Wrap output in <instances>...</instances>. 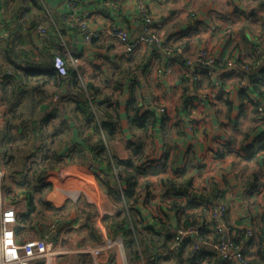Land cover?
Returning a JSON list of instances; mask_svg holds the SVG:
<instances>
[{"label":"crops","instance_id":"obj_1","mask_svg":"<svg viewBox=\"0 0 264 264\" xmlns=\"http://www.w3.org/2000/svg\"><path fill=\"white\" fill-rule=\"evenodd\" d=\"M70 1L73 0H0L3 31L14 33L18 23L23 27L16 50L20 47L39 60L45 48L51 53H57L58 48L69 63V56L80 60L78 68L69 64L64 84H54L51 68H31L35 63L25 60L10 68L7 51L4 52L6 43L0 39V155L25 153L23 163L14 167L19 172L16 179L10 178L2 185L6 190L0 201V216L7 204L22 208L20 217L31 211L17 185L29 179L28 166L40 163L50 153V147L39 150L38 145L34 149L32 143L16 147L24 137L41 145L46 140L54 145L52 150L69 155L61 166L43 167L40 175L45 179L43 183L51 186L43 191L42 199L61 214L63 222L55 234L49 233V222H33L28 228L35 235L32 239L47 238L59 252L52 264H123L117 248L97 258L92 252L104 240L124 237L128 264H140V259L129 261V238L134 239L131 224L127 237L109 228L108 219L126 216V207L98 182L96 173L100 167L91 162L97 134L88 124L87 115L78 111L79 106L90 105L95 112L100 103L108 102L104 107L116 126L110 137L113 154L124 163L125 173L136 172L139 188L132 210L134 230L136 227L140 236L148 232L159 237V244L149 247L148 254L143 255L150 264H222L213 247H204V253L195 256L187 244L182 253L172 249L180 221H185L187 213L203 212L205 217L199 224L206 225L204 232L212 234L208 224L210 208L221 203L228 206L232 238H244L252 230L250 240H238L250 247L247 254L255 264H264V134L256 138L255 132L257 104L264 107V82L260 85L262 95L255 92L259 100L254 105L253 94H243L238 88L245 75L240 70L225 69L229 60L251 63L252 46L262 42L256 32L264 34V0H147L152 15L164 24L163 34L171 42L172 55L146 46L128 54L121 43L110 38L87 45L63 23L62 38L39 33V28L52 31L66 15L80 17L85 12L90 13L89 23L95 29L115 24L126 28L132 37L141 31L138 0H119L118 9L106 6L107 0H80L77 8H71ZM38 4L43 5V12L36 18L41 11ZM18 12H22V21L17 23ZM29 26L39 27L31 31ZM180 47L183 55L177 53ZM203 48L215 58L217 68L212 78L203 77L197 84L186 77L185 62L195 59ZM179 56L184 57V64ZM196 68L192 69L195 75ZM79 69L82 80L95 94L96 101L92 103L87 104L86 95L79 93L75 85L80 82ZM28 70L37 77L29 78ZM38 83L42 88H36ZM217 83L220 87L215 86ZM133 97L139 116L154 113L155 118L145 122L150 125L155 120L147 130L139 128L134 112L128 110ZM46 106L45 115L52 114L42 122L37 114ZM157 107H166L167 114L157 116ZM95 114L94 118L102 121L104 117ZM106 167L103 165L109 175ZM3 170L6 175L5 167ZM35 202L39 210V202ZM41 209L45 215L51 214L50 209ZM21 239L32 240L29 233H23Z\"/></svg>","mask_w":264,"mask_h":264},{"label":"built area","instance_id":"obj_2","mask_svg":"<svg viewBox=\"0 0 264 264\" xmlns=\"http://www.w3.org/2000/svg\"><path fill=\"white\" fill-rule=\"evenodd\" d=\"M80 0L70 1L69 5L71 8H77L79 6ZM117 1L119 0H107L106 6L118 9ZM137 6L139 9L141 31L136 37H132L130 32L119 25H110L106 28L95 29L89 23L90 13L85 12L83 16H68L62 18V23L69 26L72 30L76 31L79 37L87 45L94 43L98 39L110 38L119 43H121L128 54L135 53L141 47H151L155 45L158 47L161 53H166V55H172L173 50L171 47V42L168 41L166 36L163 34L164 24L161 20H158L152 15L150 8L148 7L147 0H138ZM60 22V23H61ZM55 23L54 27L59 32V26L62 25ZM39 33L43 34L46 29L39 28ZM6 37V33L3 28L0 27V38ZM178 54L183 55L184 49L180 47L177 51ZM251 59L257 60V65L264 63V45L258 43L251 48ZM70 62L75 68L80 65V60L69 56ZM70 63V64H71ZM72 65V66H73ZM257 65L252 68L247 62H237L235 60H229L226 63V70H240L241 73H250L252 70L257 68ZM70 66V65H69ZM170 66V64H169ZM186 66V77L192 79L194 83H199L200 79L203 77L212 78L214 75V69L216 72L217 61L215 58L209 54L207 49L203 48L195 56V59L188 58L185 62ZM194 66L197 72L192 70ZM53 71L56 75L62 78L69 77V67L68 61L64 59L61 55H57L54 59ZM171 73V68L168 69V74ZM78 80L84 83L82 80V71H78ZM260 79V78H259ZM248 80L243 78L241 82L238 83V88L240 91H246L247 94H253L252 99L254 101L259 100V96L255 93L254 88L248 84ZM216 87H220V84H215ZM255 93V94H254ZM92 102V99H89ZM168 112L166 107H157V116L166 115ZM257 114L259 116V127L255 130L257 136L264 133V107L262 104L257 106ZM99 134L105 140V149L107 156H109V164L113 169L116 178L117 177V159L111 157V149L106 141V132L99 125ZM3 166L0 161V201L2 198V182L4 178ZM96 177L103 179L105 174L98 170ZM120 195L126 207V214L132 217V210L126 205V197L124 189L121 185ZM4 204V203H3ZM25 211V209H24ZM228 214L227 204L221 203L218 207L210 208V222H208L209 227L212 229V234L204 235V227L206 225L197 224L187 228H180L173 243L172 249L178 251L182 243L186 239H191V249L195 254L201 255L204 253V247H213L214 252H216L221 259L222 264H255L251 261L247 255L250 247L248 245L234 244L232 235L233 231L229 224L226 223ZM19 222V208L7 204L2 210L0 216V264H36L38 262H44L45 264H52L53 258L59 252L55 251L53 247L49 244L47 238H37L28 240L23 243L18 242V233L16 226ZM131 224V230L133 232V237L136 239L134 233V226ZM49 229L50 234H55L57 232V221L46 224ZM216 233L222 237L221 241L213 244V234ZM254 236L252 230L247 231L246 240H250ZM124 238V237H123ZM123 238L104 240L101 245L94 249L92 254L95 258L99 257L102 252L110 251L115 248L119 249L122 257L123 264H128L127 261V241ZM140 264H150V261L141 255Z\"/></svg>","mask_w":264,"mask_h":264},{"label":"trees","instance_id":"obj_3","mask_svg":"<svg viewBox=\"0 0 264 264\" xmlns=\"http://www.w3.org/2000/svg\"><path fill=\"white\" fill-rule=\"evenodd\" d=\"M38 9L41 11L39 12V15L36 16V18L42 16L41 13L43 12V5L38 4ZM11 12L14 13V10H12ZM21 14H22V12H18L16 22L22 21L20 18ZM26 21H27L26 19H23L24 23H26ZM18 24H19V27H17V29L14 33L13 32L10 33L7 30L6 31L7 32L6 37L0 38L3 41H5L4 43H6V47H4V48H6V50L4 52L7 51L6 56L8 58V66L10 68L18 67L16 64L17 61L25 60V62H29V64L35 63V65H32L31 68H38V67H40L39 69H43L42 67H44V69L51 68L52 69L51 72H53L55 57L57 55H61L65 59L64 55L60 52V49H58V48L56 49L57 53H51V51L48 48H45V50L40 53V55L38 57L39 60L33 59L34 57L31 53H27L24 50H20V47L18 50H16V48L18 46H20V41H21V37H22L21 30L23 29L22 25L20 23H18ZM38 27L39 26H37L36 28L35 27L30 28V26H29V30H31V31L38 30ZM1 28H3V27H1ZM62 28L63 27L59 26V32L55 29V27L52 28V31L46 29V32L49 34L48 37L52 38L53 35H56V36H60L62 38V36L64 35V31L61 32ZM33 44L35 45L36 42L33 41ZM179 58H180L181 64H184V62H185L184 57L179 56ZM240 62H244V61H240ZM249 65L252 67L256 66L257 60L252 59L251 63ZM221 68H222V66H221ZM32 72H34V71L28 70L27 76L29 78L30 77H37V74L32 73ZM243 75H245L246 80L249 81L248 84L254 88V91L257 93L259 92V96L262 95L260 93V90H261L260 85L264 82V63H260L259 65H257V68L255 70H252L250 73H246V74L243 73ZM51 77H53V79H54V84H57V83L64 84L66 82L65 78H62L56 74L52 75ZM134 82L136 83L137 81H134ZM75 85L79 89V91H80L79 93H81V94L84 93L86 95L87 104H88V101L90 102V100H89L90 98L92 99V102L96 101L95 94L90 91L89 87L87 86V84L85 82L84 83L75 82ZM36 88H42V84L38 83ZM40 91H43V90L41 89ZM241 92L243 94H247L246 91L242 90ZM52 98H53V96H52ZM252 102L254 103V105H256L258 103L257 101H254L253 99H252ZM107 103L108 102L100 103V105H98V107H97V111H95L98 114L102 115V117H104V118H102V121H99V120L94 118V115L96 116V114L94 111L93 112L91 111L90 105L79 106L78 111H81L84 115H87L86 119H87L88 124L92 126L93 132H95L97 134V138H96L97 146H96V150L94 151V153L91 156V159H93L91 162L95 163V165H99L100 170L105 174V177L103 179L99 178L98 182L100 183L101 187H103V189L107 190V192L116 201L122 200V197L120 195V187H119V185H121L124 189V192H125L126 205L128 206V208H130V210H133L136 206V203H137L136 190L139 188L137 180H136V172H134L132 174L130 172L125 173L122 170L124 163H122V162L120 163V161L116 160L117 158L112 155L113 158H115V160L117 161V177H118V179L116 178L115 173L109 164L110 158H109V156H107V153H106L105 140L99 134V125H100L101 128L106 132V141H108V143H110L111 142L110 137H112L114 135V132L116 130L115 122L112 118V115L110 113H108L104 107V105ZM258 104H257V106H258ZM128 110H131L134 112L133 117L136 118V122L139 125V128L141 130H147L154 125L155 120H153V122L150 125H149V123L148 124L145 123L148 118L154 117V113L153 112H147V113H144L142 116H139L138 111H136V100L134 97L130 100V103L128 104ZM43 111L47 112L48 106L43 107L42 111H39V113L37 114L39 117V120H42V122H45V121H48L50 119L49 115H51L52 113L45 115V113ZM258 124H259V119H258ZM258 127H259V125H258ZM258 127H257V129H258ZM263 134L264 133H262L257 138L262 137ZM5 140H7V139H5ZM31 143L34 144V149L38 145H39V150H42L45 147H50V149H49L50 153L45 155L42 158L40 163L28 166L29 170H28V174L26 177H29V179L27 180L25 177L24 179H26V180L21 185H19V184L17 185V187L19 186V191L21 193L20 197L22 196V197L26 198L27 203H29L30 208H31V211L29 209L28 214H24L22 217L19 216V222H18V225L16 226L19 243L26 242V240L21 239V236L23 233L25 235L30 233L28 231L31 228V226L33 225V222L35 225L40 220H43V221H46L49 223L57 221V231L60 227V224L63 222V217L61 216V214L58 213V211L56 209H52L49 205L46 204L45 200L42 199V198H44V195L42 194L43 191L46 190V192H47L51 186L45 185L43 183V181L45 179L42 178L40 175H41V171L43 170V167L61 166V165H63V158H67V157L59 154L56 150H52V147L54 145L53 146L49 145L46 140H42V145H41L37 141H32L31 138H28V137H24L21 140L20 146L16 147V150L20 149V147H28V146H30ZM1 149H4V148H2V143H1ZM263 149H264V147H263ZM23 151H24V149L21 152H23ZM1 156H2V159L4 161L9 160L11 162L10 169L13 170V173L15 174V177H12L11 174L7 175V168H6V175L4 176L5 179L3 178V180H4L3 184L5 185L6 180H8L10 178L16 179V176L19 174V172L15 171L14 167L23 163V157H25V153H19L18 154L15 152L14 154L10 155L9 153L6 152V153H3ZM105 164H107L106 171L109 172V175H107L105 173V169L103 168V165H105ZM112 181H114V182H112ZM112 183H114V185H112ZM30 184L32 186H29V187L26 186V185H30ZM41 184H43V185H41ZM35 200H37L39 202V205L41 208L50 209L51 214L47 216V215H45V213L43 212V210L41 208L38 210V205L36 207L37 203L35 202ZM11 201H13L12 203H15L16 199H11ZM122 202H123V200H122ZM203 217H205L203 212L187 213L185 216V221L183 223H181V221H180V225H181L180 228H187V227H190L193 225H197L200 223V221H202ZM108 221L110 222L109 228L115 234L116 233H122L126 237L128 236V234L130 232L128 230L130 227L129 223L133 222L132 218L128 217L127 215L123 216V217L121 215H119V216L114 217L112 219H108ZM47 228H48V226H47ZM26 229H28V230L26 231ZM130 229H131V227H130ZM204 235L206 236V235H208V233L204 232ZM213 236L215 237L214 241H216V243H218L222 239V237L216 233H214ZM246 236H247V232L245 233L244 238H238V239L246 240ZM232 239H233L234 244L238 245L241 243L240 240H238L236 238H232ZM157 244H159V237L155 236L153 233H148V232L144 233L142 235V239L140 241L130 237L129 238V244H128L130 247L129 261H130V258L132 261L139 260L141 258V255H147L148 254V252H149L148 248L149 247L156 246ZM186 244L190 245V247H191L192 240L186 239L182 243L180 249L177 252L182 253L183 251H185V249H186L185 245ZM188 248H189V246H188ZM192 253H193L192 254L193 256L198 255V254H195L194 251H192ZM249 259H250V257H249ZM169 260L170 259H168L166 261L168 262ZM251 261H253V260H251Z\"/></svg>","mask_w":264,"mask_h":264},{"label":"rangeland","instance_id":"obj_4","mask_svg":"<svg viewBox=\"0 0 264 264\" xmlns=\"http://www.w3.org/2000/svg\"><path fill=\"white\" fill-rule=\"evenodd\" d=\"M262 30V29H261ZM263 31V30H262ZM256 34L259 36V38L261 39V41L262 42H260L259 41V43H261L262 45H264V34H262L261 32H260V30H258L257 32H256ZM70 60V59H69ZM69 62H68V67H69ZM134 85V84H133ZM91 99V98H90ZM107 144H108V146L110 147V149H111V152H110V154H111V157L113 158V156L115 157V155L113 154V151H112V147H111V143H108V141H107ZM113 155V156H112ZM69 155H67V158H69L68 157ZM115 159V158H114ZM0 161H1V164H2V166H3V168L5 167V169L7 168V175L9 174H11L12 175V177H15V174L13 173V170H11L10 169V167H11V162L9 161V160H7V161H4L3 159H2V156L0 155ZM3 173H4V171H3ZM5 176V175H4ZM4 179H5V177H4ZM4 183V180H3V182H2V184ZM2 184H1V186H2ZM27 187H29V186H32L31 184L30 185H26ZM5 187V186H4ZM4 187H2V198L4 199V196H3V194H4V190H6ZM7 191H8V193H10L11 192V189H7ZM38 197V196H37ZM11 205H14V204H11ZM14 206H16L17 207V205H14ZM228 207V206H227ZM19 208V210L20 209H22V208H20V207H18ZM23 210V209H22ZM21 211V210H20ZM132 221H133V223L135 224V219H134V217H132ZM226 223L227 224H229L228 223V220L226 221ZM134 233H135V236H136V239L138 240V241H140L141 239H142V236H140V234L138 233V230L136 229V227H135V230H134ZM29 239H32V238H35V235L33 234V233H29Z\"/></svg>","mask_w":264,"mask_h":264},{"label":"water","instance_id":"obj_5","mask_svg":"<svg viewBox=\"0 0 264 264\" xmlns=\"http://www.w3.org/2000/svg\"><path fill=\"white\" fill-rule=\"evenodd\" d=\"M151 47H154V48H156L157 50H159L158 47H156L155 45H152Z\"/></svg>","mask_w":264,"mask_h":264},{"label":"clouds","instance_id":"obj_6","mask_svg":"<svg viewBox=\"0 0 264 264\" xmlns=\"http://www.w3.org/2000/svg\"><path fill=\"white\" fill-rule=\"evenodd\" d=\"M102 137V136H101Z\"/></svg>","mask_w":264,"mask_h":264}]
</instances>
